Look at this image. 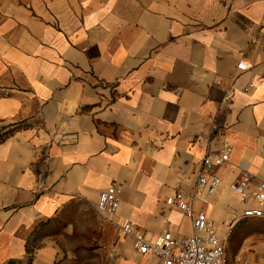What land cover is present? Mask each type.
Masks as SVG:
<instances>
[{
    "label": "crops",
    "instance_id": "0c3cea01",
    "mask_svg": "<svg viewBox=\"0 0 264 264\" xmlns=\"http://www.w3.org/2000/svg\"><path fill=\"white\" fill-rule=\"evenodd\" d=\"M5 132L0 264H163L123 225L190 238L167 200H190L203 157L227 144L216 193L190 200L224 237L255 206V182L246 204L230 183L264 180V0H0ZM108 187L114 215L97 210ZM243 226L259 231L246 264H264V217Z\"/></svg>",
    "mask_w": 264,
    "mask_h": 264
},
{
    "label": "built area",
    "instance_id": "2783aa9c",
    "mask_svg": "<svg viewBox=\"0 0 264 264\" xmlns=\"http://www.w3.org/2000/svg\"><path fill=\"white\" fill-rule=\"evenodd\" d=\"M251 67L252 64L246 61L240 62L237 66L240 71H246ZM225 97L228 100L231 94L226 92ZM230 155L231 147L227 144L222 145L218 152L206 153L201 161L190 200L216 193L221 179L211 172L213 168L227 163ZM253 182L255 188L251 197L255 206L244 209L241 215L243 219L264 217V180L257 179L251 172H244L229 185L230 191L236 194L242 204H246L249 199L248 189ZM119 193L118 187H108L102 191L97 210L110 215L116 214L120 205ZM190 200L186 199L183 191H177L174 197L167 200V204L177 206L191 218L193 235L190 238L177 240L170 233H165L151 241L146 239L140 230L135 229L131 222L123 225L122 233L132 238L133 246L140 255L159 258L163 264H229L226 255V238L217 233L214 223L204 213L194 211Z\"/></svg>",
    "mask_w": 264,
    "mask_h": 264
},
{
    "label": "rangeland",
    "instance_id": "374dc122",
    "mask_svg": "<svg viewBox=\"0 0 264 264\" xmlns=\"http://www.w3.org/2000/svg\"><path fill=\"white\" fill-rule=\"evenodd\" d=\"M234 230L226 231L224 238H226L225 246L227 251V258L229 264H246L247 251H243V244L245 238L253 234L254 236L259 235V231H253L250 226H243L244 222L240 223Z\"/></svg>",
    "mask_w": 264,
    "mask_h": 264
},
{
    "label": "trees",
    "instance_id": "16d2710c",
    "mask_svg": "<svg viewBox=\"0 0 264 264\" xmlns=\"http://www.w3.org/2000/svg\"><path fill=\"white\" fill-rule=\"evenodd\" d=\"M9 134H10L9 132H5V133L1 134V135H0V140H3L4 138H6ZM260 219H262V218H256V217H254V218H245V219L242 220V222H245V221L248 222V221L260 220ZM243 225H244V224H243ZM239 226H241V224H240Z\"/></svg>",
    "mask_w": 264,
    "mask_h": 264
}]
</instances>
